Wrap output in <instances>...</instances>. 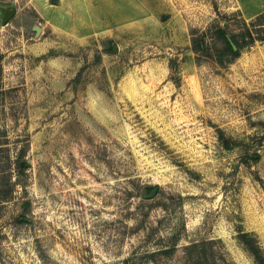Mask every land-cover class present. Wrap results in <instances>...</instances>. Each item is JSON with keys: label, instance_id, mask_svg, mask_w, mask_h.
I'll return each instance as SVG.
<instances>
[{"label": "rangeland", "instance_id": "rangeland-1", "mask_svg": "<svg viewBox=\"0 0 264 264\" xmlns=\"http://www.w3.org/2000/svg\"><path fill=\"white\" fill-rule=\"evenodd\" d=\"M240 231L264 257V0H0V264H255Z\"/></svg>", "mask_w": 264, "mask_h": 264}, {"label": "trees", "instance_id": "trees-1", "mask_svg": "<svg viewBox=\"0 0 264 264\" xmlns=\"http://www.w3.org/2000/svg\"><path fill=\"white\" fill-rule=\"evenodd\" d=\"M262 17V15L258 16L256 21H260ZM250 27L244 23L243 30L239 34L232 33L227 26L219 25L210 30L209 36L206 34L195 36L196 34L193 32L191 51L196 55L214 59L219 65H224L236 59L244 47L250 46L256 40L263 41L261 38L263 28H256L257 25L253 24ZM239 145L244 144L240 143ZM225 147L229 148V145L225 144ZM20 158L22 159L21 155L15 160L16 169L25 170L26 163L21 161ZM251 159L252 163H257L260 159L259 153L254 151ZM237 239L243 245L245 251L253 258L255 264H264L261 250L251 234L240 231Z\"/></svg>", "mask_w": 264, "mask_h": 264}, {"label": "water", "instance_id": "water-1", "mask_svg": "<svg viewBox=\"0 0 264 264\" xmlns=\"http://www.w3.org/2000/svg\"><path fill=\"white\" fill-rule=\"evenodd\" d=\"M15 15V9L4 10L1 23L3 25L7 24L8 21ZM37 33L40 31L38 28L34 29ZM113 50L115 51V46L112 45ZM158 188L153 187L151 191L145 196L146 199H152L157 194Z\"/></svg>", "mask_w": 264, "mask_h": 264}]
</instances>
